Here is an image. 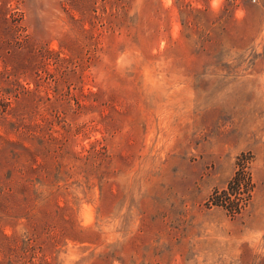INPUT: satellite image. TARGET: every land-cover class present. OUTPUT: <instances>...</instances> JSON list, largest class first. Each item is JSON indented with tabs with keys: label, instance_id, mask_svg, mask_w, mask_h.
<instances>
[{
	"label": "rangeland",
	"instance_id": "obj_1",
	"mask_svg": "<svg viewBox=\"0 0 264 264\" xmlns=\"http://www.w3.org/2000/svg\"><path fill=\"white\" fill-rule=\"evenodd\" d=\"M0 264H264V0H0Z\"/></svg>",
	"mask_w": 264,
	"mask_h": 264
}]
</instances>
